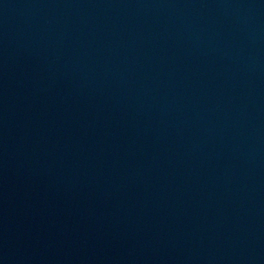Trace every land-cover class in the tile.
Here are the masks:
<instances>
[{"label":"water","instance_id":"1","mask_svg":"<svg viewBox=\"0 0 264 264\" xmlns=\"http://www.w3.org/2000/svg\"><path fill=\"white\" fill-rule=\"evenodd\" d=\"M0 145L55 264H264V0H0Z\"/></svg>","mask_w":264,"mask_h":264}]
</instances>
